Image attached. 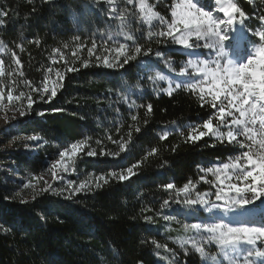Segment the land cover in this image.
<instances>
[{"label": "trees", "instance_id": "1", "mask_svg": "<svg viewBox=\"0 0 264 264\" xmlns=\"http://www.w3.org/2000/svg\"><path fill=\"white\" fill-rule=\"evenodd\" d=\"M234 2L245 13L237 17L241 25L264 16V0ZM164 3L152 4V10L170 22L172 2ZM118 7L116 0H0V11L7 12L0 17V88L10 85L13 95L27 94L45 82L51 88L57 70L64 75L55 98L34 95L28 114L9 120L0 132V264H202L178 239L196 236L183 225L206 218L196 209L188 214L176 202L184 198L176 189L191 181L193 198L210 193L215 178L202 169L223 161L228 150L207 136L189 138L194 126L205 131L213 110L184 86L169 95L158 78L163 56L155 53L167 24L158 19L146 24L139 11L121 14ZM128 37L142 49L137 61L109 68L96 59L105 41L113 49L125 43L135 54ZM93 41L100 51L89 57ZM173 59L171 67L179 58ZM9 106L19 114L18 105ZM81 140L88 143L69 160L71 186L41 178L49 161ZM91 150L97 154L88 156ZM134 164L128 179L112 176L127 175ZM81 183L88 188L74 193ZM169 183L175 188L164 187Z\"/></svg>", "mask_w": 264, "mask_h": 264}, {"label": "snow or ice", "instance_id": "2", "mask_svg": "<svg viewBox=\"0 0 264 264\" xmlns=\"http://www.w3.org/2000/svg\"><path fill=\"white\" fill-rule=\"evenodd\" d=\"M105 2L112 4L115 3V0H105ZM124 2L135 7V0H124ZM215 4L217 5L216 12L223 13L226 19L214 15L213 11L205 10V7L200 6V0H196V2L194 0H176L171 12L172 19L170 22H166L164 17L152 10V6L147 3V0H139V9L145 20L151 21L156 18L161 23L167 24V30L159 35L171 38L175 44L182 45L186 49L200 48L199 42L202 40L209 41L203 47L216 49L215 58L211 61L189 59L187 67L181 69V73L187 74V78L194 81L188 83L187 88L191 91L199 89L200 99L213 110L212 116L203 123L202 127L206 131L201 130L196 134L197 128L194 126L189 138L196 141L207 135H214L220 140H224L226 137L230 145L238 146L240 149V154L233 157L230 163L202 169L206 173H212L215 176V181L218 182L214 192L215 201L207 199L210 195L208 192H196L193 198L192 190L195 185L191 181L176 189L177 195L184 194V198L178 199L176 202L182 204L188 214H191L197 206H206L208 212L219 210L224 214L213 222L183 225L186 231L195 230L199 239L197 236L181 238L178 239V244L185 252H187L185 246L190 245L202 258V264H208L209 258L212 264H224L225 261L227 264H264V249L257 246L258 242L264 245V200L261 199L264 197V24L261 25L260 30L255 32L259 41L251 44V48L254 50L247 52L244 62H238L236 58L229 57L224 42L229 40L228 30L237 23V14L244 17L245 13L234 0H215ZM3 16H7V12L0 11V17ZM259 19L264 21V17ZM239 23L243 24L244 21L240 20ZM0 24H3V19H0ZM112 39L114 37L110 36L109 40ZM35 42L40 43L39 40ZM132 44L135 45V39H132ZM106 45L107 41L104 46H101L103 50L96 59L102 60L109 68H124L130 61H137L138 55L142 52L138 45L134 47L135 54H129L126 50L128 45L125 43L118 44L114 49ZM97 51L100 49L93 41L92 47L87 49L88 56H94ZM148 51L151 52V49ZM12 55L15 56V53ZM110 55L112 60L109 59ZM144 55L146 56L147 53ZM188 55L198 56L195 51H190ZM155 56L160 57L161 53L157 51ZM15 62L17 65L20 63L19 59H16ZM87 63L88 61L85 60V67ZM0 64H3V60H0ZM142 66L147 67L148 65L145 63ZM189 69L192 71L189 72ZM68 70L76 71L77 69L70 68ZM55 75L58 80L53 82L51 88L45 82L39 87L31 88L27 94L19 92L18 95H13L10 85L7 90L0 88V103L6 100L13 107L18 105L20 117L26 116L33 104L36 103L34 95H38L41 99H44L46 95L49 101L56 97L58 87H63L60 82L64 80V75L59 70ZM158 78L166 79L162 75ZM25 84L27 86L28 82L26 81ZM181 86V83L175 85L177 89ZM205 90L211 99L205 98ZM167 91L169 95L172 94L171 82ZM147 107L150 111L152 105L149 104ZM54 111H58V109H54ZM213 116L217 121L215 131ZM131 119L135 121L137 118L132 116ZM257 124L259 125L258 129L255 127ZM222 127L227 128L226 134L221 131ZM136 131L139 132L140 129L137 128ZM166 135L162 138H166ZM238 137H243V139H238ZM31 139L35 140L36 138ZM129 139H131V135H129ZM87 143V140L77 141L72 143L70 148L60 151V160L55 161L53 169L59 167L65 157L77 156L84 150ZM124 151V144L121 143L120 152ZM152 152H156V149L153 148ZM96 154L94 150L87 152L88 156ZM114 155L119 156L120 153ZM135 167H137L135 164L128 167L127 175L112 173V176L120 181L126 180L130 175L135 174L133 172ZM68 170L69 166L65 165L63 171L67 172ZM53 175L56 176L55 171H53ZM200 179L204 180L205 177L201 176ZM233 180L235 182H232ZM107 182L104 179V183ZM72 183L69 181L70 185ZM96 186L100 187L101 185L97 184ZM164 187L174 189L175 185L169 183ZM86 188L88 186L81 183L79 187L73 189V192L79 193ZM256 201H260L259 206ZM168 203L169 201L165 200L163 205ZM228 216L231 218L228 219ZM145 219L150 220L151 217ZM164 219L173 218L165 216ZM152 243L158 248L166 247V245L157 244L155 240ZM211 244H215L219 249L216 256H211L206 250V245ZM169 251L171 252V250ZM218 257L222 259H218ZM253 257L260 259H252Z\"/></svg>", "mask_w": 264, "mask_h": 264}, {"label": "rangeland", "instance_id": "3", "mask_svg": "<svg viewBox=\"0 0 264 264\" xmlns=\"http://www.w3.org/2000/svg\"><path fill=\"white\" fill-rule=\"evenodd\" d=\"M164 1L165 0H147V3H149L151 6H152V4H154V6H155V4L162 6L163 4H166V3H164ZM169 1L172 2V8H173L174 4L176 3V0H169ZM213 1H214V6H215L214 9L209 8V4H210L209 0H200V6L205 7V10L213 11L214 15L219 16V18L226 19V17H224L223 13H217L216 12L217 5L215 4V0H213ZM251 1H254V0H251ZM194 2H196V0H194ZM116 3H118V5H119L118 8H119V11L121 12V14L124 13L125 11H130L131 9L133 10V12L139 11V13L141 14L140 9H139V0H135V7L127 5L124 2V0H116ZM154 6H152V9L154 8ZM171 12H172V9H171ZM133 15H135V13H133ZM237 17L240 18L239 14H237ZM260 17L261 16H256L253 21H248L244 25H241L237 22L234 24L232 29L228 30L229 40L225 41L224 43H225V50L228 53L229 57L236 58L238 60V62H244V60H246V58H247V52L249 50H254L251 48V44L253 42L259 41V38L255 35V32L260 30L261 25L264 24V21L259 19ZM245 19H246V21L248 20L247 18H245ZM152 20H157V19L153 18ZM145 21H146V24H149L151 22L148 20H145ZM160 24L164 25V23H161V22H160ZM165 29L167 30V26L165 27ZM208 42L209 41H207V40H202L199 42L201 44L200 48H198V49H186L182 45L175 44L172 41V39L169 37L163 38V41L157 45L158 51L163 56L162 64L160 65L162 67L159 68L161 72L159 73L158 77L162 75L166 78V79L160 80V81L167 83V85H168L167 89L169 88L170 82H171L172 88H176L175 85L177 83H181L182 86L187 88L186 85L188 83L194 82V81H191L187 78V74L181 73V69L187 67V61L189 59H208L209 61H211L212 59L215 58L216 49H209V48L203 47V45L205 43H208ZM190 51H195L198 54V56H189L188 53ZM179 53H182L183 56H180ZM174 57H178L179 59L175 60V63L171 67L170 63L172 60H174L173 59ZM222 63H223V61H222ZM0 69H1V64H0ZM149 70H154V68L149 67ZM191 71L192 70L189 69V72H191ZM148 76L150 77V71L148 72ZM196 91L200 95L199 89H197ZM205 98L211 99V97L207 95L206 90H205ZM14 111L15 110L9 106L8 102L0 103V132H1V130H3L7 126V123L9 122V120H12L14 117L19 115L18 113L13 114ZM216 125H217V121L213 116V129H214V131L216 129ZM255 127L258 129L259 125L257 124ZM205 131H206V129H205ZM221 131L225 132V134H226L227 128L222 127ZM198 133H199V131L196 132V134H198ZM207 137L212 138L215 145L225 147L228 150L227 153L229 155L223 161H220L215 166H218L222 163H230L231 159L233 157L240 154V149L238 148V146L230 145L227 142L226 137L224 140H220L214 135H207ZM0 139H1V134H0ZM238 139H243V137H238ZM257 139H259V136H257ZM35 141H37V138L35 139ZM67 148H70V146ZM244 150H247V149H244ZM57 160H60V156H57L52 161L48 162L47 168L45 169L44 173L41 174V178H43L47 183H50L52 181H61L64 184L69 185L68 184V175L71 173V166H70V161H69L70 158L65 157L64 160L61 162V165L59 167H56L55 169H53V165H54L55 161H57ZM65 165L69 166V170L67 172L63 171V168ZM53 171H55L56 176L53 175ZM214 178H215V176H214ZM232 182H235V180H233ZM216 183H218V182L211 181V184H209V186H208V188L211 192H210V196H208L207 199H209L210 201H215L214 192L216 191ZM69 186H71V185H69ZM261 199L264 200V197H262ZM256 204H257V206H259L260 201H256ZM196 210L200 213L201 217L206 218V219H205V221H197L195 223L213 222L216 218L224 215L219 210H213L212 212H208L206 206H197ZM227 218L230 219L231 217L228 216ZM191 224H189V225H191ZM190 231L194 235L197 236L195 230H190ZM188 236H190V235H188ZM197 239H199V236H197ZM257 246L261 247V249H264V245L260 244L259 242H258ZM185 247L187 248L188 252L196 253L191 248L190 245H186ZM206 250L211 254V256H216L218 251H219L218 247L215 244L206 245ZM218 259H222V258L218 257ZM252 259L259 260L260 258L253 257ZM208 264H212V261L210 258L208 259ZM224 264H227V262L225 261Z\"/></svg>", "mask_w": 264, "mask_h": 264}, {"label": "water", "instance_id": "4", "mask_svg": "<svg viewBox=\"0 0 264 264\" xmlns=\"http://www.w3.org/2000/svg\"><path fill=\"white\" fill-rule=\"evenodd\" d=\"M263 12H264V7H263Z\"/></svg>", "mask_w": 264, "mask_h": 264}]
</instances>
